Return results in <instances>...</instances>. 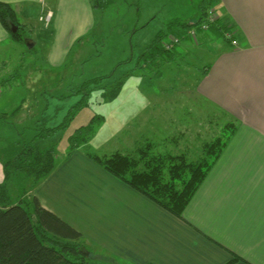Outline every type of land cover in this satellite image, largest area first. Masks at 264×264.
Instances as JSON below:
<instances>
[{"label":"rangeland","instance_id":"rangeland-1","mask_svg":"<svg viewBox=\"0 0 264 264\" xmlns=\"http://www.w3.org/2000/svg\"><path fill=\"white\" fill-rule=\"evenodd\" d=\"M206 4L209 5L205 0H114L111 7L102 11L94 9L90 0H41L37 4L38 10L46 5L41 22L34 12H29L26 17L19 15L20 23L28 24L21 30L26 55L19 68L22 76L16 85H0V106L6 108V111H0V158L7 157L15 140H32L43 133L44 128H50V135L38 138L35 145L40 150L55 146L59 166L70 152V137L78 129L95 123L91 138L76 147L86 152L94 163L95 155L103 158L121 153L139 158L140 151L148 150L151 156L166 158L167 163L171 156L185 155L189 162L203 159L205 145L225 133L228 118L214 105L197 101L192 96L195 92L194 66L197 64L194 54L191 52L187 56L185 50L183 58L169 66H163V60L155 61L160 65L158 68L148 56L142 62L143 66L148 62L146 67L137 71V63L141 55L151 51L148 47L155 45L158 33L171 23L198 21ZM217 4V0L212 1L215 8ZM50 9L56 10L57 25L54 23L48 29ZM52 17L53 12L50 19ZM31 37L35 44L33 48L26 44L27 38ZM9 55L12 57L8 73L13 74L19 66L16 63L18 55L15 52ZM121 81L120 94L112 98L114 88ZM22 99H25L23 105ZM149 103L165 105L166 110L155 113H163L167 125H159L163 120L157 116L148 125L119 116L123 109L129 113L141 110ZM20 108L14 115L13 112ZM3 116L7 118L1 119ZM168 118L172 120L169 122ZM196 123H199L198 132L196 125L191 126ZM86 169L77 165L75 170H70L73 184L78 191L83 187L84 191L80 193L86 195L83 199L80 196L72 199L77 203L89 199L88 206H92L93 212L100 210L95 200L102 193ZM88 175L91 176L90 183L94 182L90 193L85 194ZM77 190H73L76 195ZM78 216L81 218L74 220L81 228L85 247L95 255L109 257L100 256L92 262L113 264L114 261L108 260L113 259L115 264H124L122 259L105 250L99 234L97 239L94 238L86 225L85 222L98 214Z\"/></svg>","mask_w":264,"mask_h":264},{"label":"crops","instance_id":"crops-1","mask_svg":"<svg viewBox=\"0 0 264 264\" xmlns=\"http://www.w3.org/2000/svg\"><path fill=\"white\" fill-rule=\"evenodd\" d=\"M0 1L12 4L18 18L36 13L38 22L46 7L42 5L38 10L41 0ZM217 1L218 7L210 9L216 13L218 22L229 28L238 45L202 31L195 38L183 41L171 54V63L163 65L178 62L185 50L187 56L193 53L197 64L192 96L222 111L228 118L225 125H234L225 149L182 216L164 210L112 177L79 149L71 156L66 154L52 175L33 191L43 208L81 234L74 219L81 218L79 214H98L86 225L94 238L99 234L105 250L124 264H264V0ZM48 11L53 12L48 28L51 29L54 23L57 25V13L55 9ZM26 25L21 23L22 30ZM33 41L32 37L27 38L26 44ZM23 44L14 40L0 22V85L15 83V86L22 76L19 68L26 55ZM197 49L201 51L196 52ZM13 52L18 55L19 66L9 74L12 57L9 54ZM152 60L154 66L160 67ZM140 64L137 71L142 69ZM23 102L25 99L20 101L21 105ZM162 109L166 110L164 104L149 103L129 113L123 109L119 116L139 124L144 121V125L152 124L157 116L163 120L159 125H167L163 113H155ZM3 110L6 111L5 106L3 109L0 106V111ZM191 126L198 132L199 123ZM77 165L87 168L101 191L95 200L100 210L92 212L89 199L78 203L72 199L86 196L80 193L83 187L78 191L70 179V170H75ZM91 176L88 175L90 179L84 185L88 188L85 194L91 191ZM4 177L0 162V184ZM73 190H77V195Z\"/></svg>","mask_w":264,"mask_h":264},{"label":"trees","instance_id":"trees-1","mask_svg":"<svg viewBox=\"0 0 264 264\" xmlns=\"http://www.w3.org/2000/svg\"><path fill=\"white\" fill-rule=\"evenodd\" d=\"M90 1L94 9L102 11L107 10L114 2ZM212 1L205 0L209 5L206 4L203 16L198 21L171 23L168 28L158 33L155 45L148 47L151 51L141 55L137 64L143 59L146 61L147 56L152 62V59L157 61L160 58L165 64L171 63L169 58L174 50L186 39L193 38L190 31L193 28H198V34L203 31L200 29L201 24L206 21ZM0 22L14 40L24 42L22 26L12 4L0 1ZM13 27L17 28L16 32H13ZM186 29L188 31L184 33ZM137 30L139 29L135 31ZM207 32L231 40L227 38L229 28L222 26L218 21ZM174 38L178 41H173ZM143 56L145 58L142 59ZM116 86L111 94L112 98L120 94L123 81ZM20 110L21 108L15 110L14 115ZM4 118L7 117L3 116L1 119ZM94 126L95 123H91L80 128L70 137L71 148L66 156H71L77 145L91 138ZM233 126L225 125V133L205 145L204 158L197 162H189L185 155H180L178 158L169 157L167 163L166 158L151 156L150 150L140 151L139 158L116 153L103 158L95 155L93 159L112 177L180 218L225 149L233 133ZM51 130L44 128L43 133L37 134L29 141L24 138L15 140L12 150L7 151V157L0 158L5 175L4 182L0 184V264H99L92 260H98L100 256L109 258L89 251L79 231L43 208L38 198L32 195L57 168L55 146L40 150L35 145L38 138L50 135ZM108 260L114 261L113 264L117 263L113 259Z\"/></svg>","mask_w":264,"mask_h":264},{"label":"built area","instance_id":"built-area-1","mask_svg":"<svg viewBox=\"0 0 264 264\" xmlns=\"http://www.w3.org/2000/svg\"><path fill=\"white\" fill-rule=\"evenodd\" d=\"M51 18V12L50 13H48V21L49 20H51L50 19ZM218 21V19H217V15H216V13L213 11V10H210L209 9V11H208V13H207V17H206V21L204 22V23H202L201 24V30H203V31H208L209 29H210V27L214 24V23H216ZM190 35H191V37H193V38H195L197 35H198V28H193L191 31H190ZM233 34L232 33H228L227 34V38L228 39H231L232 40V42H233V44L235 45V46H237L238 45V42L237 41H235V40H233V36H232ZM173 41H178L177 39H172ZM167 47L169 48V45H167Z\"/></svg>","mask_w":264,"mask_h":264},{"label":"water","instance_id":"water-1","mask_svg":"<svg viewBox=\"0 0 264 264\" xmlns=\"http://www.w3.org/2000/svg\"><path fill=\"white\" fill-rule=\"evenodd\" d=\"M12 30H13V32H16L17 31V28L16 27H13ZM28 45L30 46V48H33V46H34L33 43H28Z\"/></svg>","mask_w":264,"mask_h":264}]
</instances>
